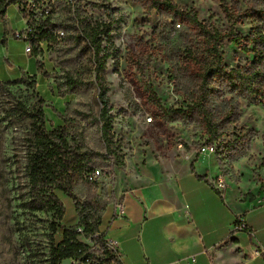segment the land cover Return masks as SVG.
I'll list each match as a JSON object with an SVG mask.
<instances>
[{
    "label": "rangeland",
    "instance_id": "374dc122",
    "mask_svg": "<svg viewBox=\"0 0 264 264\" xmlns=\"http://www.w3.org/2000/svg\"><path fill=\"white\" fill-rule=\"evenodd\" d=\"M172 1L224 32L232 23L223 4L236 18V33L246 37L258 26L252 13L241 15L255 0ZM75 3L92 17V24H111L112 41L103 42L101 55L109 54L108 96L115 142L120 147L117 155L98 168L101 176L97 182H79L72 196L56 192L65 210L63 220L58 221L54 213L28 208L32 120L15 113L14 108L18 104L27 109L42 106L47 129L64 127L70 144L83 151L105 152L98 122L99 91L92 84L93 52L78 39L77 22L68 6ZM260 4L264 8V3ZM163 18L159 10L148 12L137 0H52L34 13L12 6L0 21V81L5 83L0 86V264H47L64 229L78 228L85 216L97 225L103 208L114 202V183L121 180L118 172L135 171L140 163L144 167L142 158L158 152L160 146L172 144L198 153L207 146L203 125L179 119L165 121L151 98L150 89L165 108H186L191 94L183 71L175 68L174 49L184 38L165 24L170 19L161 22ZM38 28L47 30L48 41H28L29 30ZM223 49L224 63L230 68L249 66L255 60L253 52H244L234 44L226 42ZM212 100L217 113L224 115L234 108L240 115L232 124L236 129L213 144V154L220 163L219 177L227 186L237 185L243 192L264 197V103L232 100V96L227 97L228 102ZM108 214L109 209L106 218ZM55 222L60 225L56 232L52 227ZM102 223L105 229L107 220ZM79 240L92 244L83 236Z\"/></svg>",
    "mask_w": 264,
    "mask_h": 264
},
{
    "label": "trees",
    "instance_id": "16d2710c",
    "mask_svg": "<svg viewBox=\"0 0 264 264\" xmlns=\"http://www.w3.org/2000/svg\"><path fill=\"white\" fill-rule=\"evenodd\" d=\"M143 3L145 9L151 12L159 10L165 22L175 32H181L184 42L175 47V68L183 71L187 87L191 90L187 107L165 108L154 90L150 89L152 100L159 108L165 121L176 119L186 123H197L205 127L208 136L205 145L213 146L220 138L227 136L232 124L240 120L238 111L231 108L224 115L217 113L212 99H224L228 96L252 99L264 103V8L256 3L246 10L255 17L258 26L253 28L250 35L244 37L235 32L236 18L226 4H223L224 14L232 23L226 32L199 21L197 13L188 7L180 8L172 0H137ZM52 0H0V21L3 20L12 6L20 7L24 12L34 13ZM72 18L77 22L80 34L78 39L84 41L86 48L93 52L92 71L95 74L92 84L99 91L101 110L98 117L101 131V142L105 152L83 151L79 145L70 144L64 127L47 129L42 106L27 109L18 104L15 113L28 116L32 120V138L28 154L27 175L29 187L28 208L33 212H51L58 221L63 220L65 210L56 195L60 191L69 196L79 182L88 181L90 174L104 165L111 155H117L116 136L113 133V116L111 114L109 86L106 79L107 55H101L103 42L112 41L111 24H92V17L78 3L69 4ZM168 12L171 14L168 15ZM167 13V14H166ZM164 18L161 22L164 23ZM179 25V29H177ZM28 41L42 43L48 41L46 29L38 28L28 33ZM182 38V37H181ZM189 40V41H188ZM234 44L244 52H253L255 60L249 66L230 68L224 63V44ZM252 47V48H251ZM0 81V86L4 85ZM44 102L43 99L40 100ZM236 134V132H234ZM224 141V140H222ZM204 179V178H199ZM93 184V183H91ZM212 185V184H211ZM108 206L103 208L105 213ZM103 216L99 217L97 225L90 222L88 216L82 217L78 228H66L62 239L51 248L47 264H63L73 261L78 264H122L120 255L109 251L104 235L97 232ZM52 224L54 231L59 227ZM83 236L90 239L92 244L79 240Z\"/></svg>",
    "mask_w": 264,
    "mask_h": 264
},
{
    "label": "crops",
    "instance_id": "0c3cea01",
    "mask_svg": "<svg viewBox=\"0 0 264 264\" xmlns=\"http://www.w3.org/2000/svg\"><path fill=\"white\" fill-rule=\"evenodd\" d=\"M142 159L144 167L118 172L96 233L118 243L122 264H264V197L237 185L219 192L213 153L165 144Z\"/></svg>",
    "mask_w": 264,
    "mask_h": 264
},
{
    "label": "built area",
    "instance_id": "2783aa9c",
    "mask_svg": "<svg viewBox=\"0 0 264 264\" xmlns=\"http://www.w3.org/2000/svg\"><path fill=\"white\" fill-rule=\"evenodd\" d=\"M30 32L32 31V29L29 30ZM27 51H30V48L27 50ZM149 122L152 121V118L149 117L147 119ZM214 147L213 146H204L202 149H201V152L200 153H204V152H211V153H214ZM101 176V171L99 169L95 170V172H93L92 174L89 175L88 177V181L91 182V183H95L98 181V179L100 178ZM214 187L219 191V192H222V191H225L226 188H227V183L225 182V180L221 179V178H217L216 182L214 183ZM117 209L119 211H123V205L122 204H117ZM235 229L236 230H239V231H246L247 228L243 225V224H240L238 221L235 225ZM78 232H83V229L82 228H79L77 230ZM98 236V234H97ZM106 241V247L109 251L119 255V252H118V243L117 242H114V241H111V240H107L105 239ZM73 264H78L77 262H73Z\"/></svg>",
    "mask_w": 264,
    "mask_h": 264
}]
</instances>
